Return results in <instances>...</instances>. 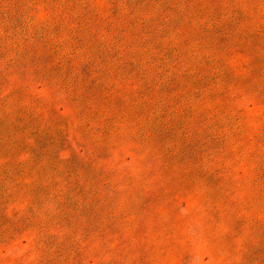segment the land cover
Returning a JSON list of instances; mask_svg holds the SVG:
<instances>
[{
	"label": "rangeland",
	"instance_id": "374dc122",
	"mask_svg": "<svg viewBox=\"0 0 264 264\" xmlns=\"http://www.w3.org/2000/svg\"><path fill=\"white\" fill-rule=\"evenodd\" d=\"M0 264H264V0H0Z\"/></svg>",
	"mask_w": 264,
	"mask_h": 264
}]
</instances>
